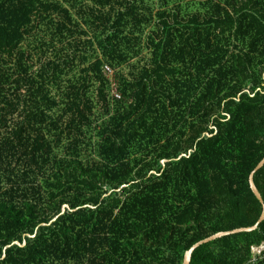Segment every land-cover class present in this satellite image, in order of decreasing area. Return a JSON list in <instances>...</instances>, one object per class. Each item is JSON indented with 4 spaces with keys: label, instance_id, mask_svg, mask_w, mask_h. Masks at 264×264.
<instances>
[{
    "label": "trees",
    "instance_id": "trees-1",
    "mask_svg": "<svg viewBox=\"0 0 264 264\" xmlns=\"http://www.w3.org/2000/svg\"><path fill=\"white\" fill-rule=\"evenodd\" d=\"M263 158L264 0H0V264H183ZM189 264H264V220Z\"/></svg>",
    "mask_w": 264,
    "mask_h": 264
},
{
    "label": "water",
    "instance_id": "water-1",
    "mask_svg": "<svg viewBox=\"0 0 264 264\" xmlns=\"http://www.w3.org/2000/svg\"><path fill=\"white\" fill-rule=\"evenodd\" d=\"M264 166V158L257 164V166L254 168V170L250 173L249 175V186L250 189L252 191V193L254 194L255 198L261 203L262 205V212L261 215L258 219V221L251 227L248 228H239V229H234L232 231H228V232H220L217 233L213 236H210L202 241H199L198 243L194 244L188 251L185 252L184 254V258H183V264H189L190 263V259H191V254L192 252L199 246L206 244L208 242H211L213 240H216L218 238L224 237V236H228V235H232V234H237V233H243V232H251L257 229L258 225L264 220V203L263 200L261 198V195L259 193V191L257 190V188L254 185L253 182V175Z\"/></svg>",
    "mask_w": 264,
    "mask_h": 264
},
{
    "label": "built area",
    "instance_id": "built-area-1",
    "mask_svg": "<svg viewBox=\"0 0 264 264\" xmlns=\"http://www.w3.org/2000/svg\"><path fill=\"white\" fill-rule=\"evenodd\" d=\"M105 71L108 74H110L112 72L108 67H105ZM113 93H115V90H113ZM114 98L119 99L120 97L117 94H114ZM253 252L254 253H256V252L259 253L260 250L259 249H253Z\"/></svg>",
    "mask_w": 264,
    "mask_h": 264
},
{
    "label": "rangeland",
    "instance_id": "rangeland-1",
    "mask_svg": "<svg viewBox=\"0 0 264 264\" xmlns=\"http://www.w3.org/2000/svg\"><path fill=\"white\" fill-rule=\"evenodd\" d=\"M108 76L111 78V76H112V72L110 73V74H108ZM114 85H112V87H113ZM113 90H115V89H113Z\"/></svg>",
    "mask_w": 264,
    "mask_h": 264
}]
</instances>
